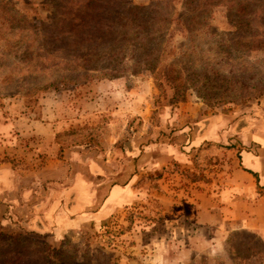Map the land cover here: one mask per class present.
<instances>
[{
	"label": "rangeland",
	"instance_id": "374dc122",
	"mask_svg": "<svg viewBox=\"0 0 264 264\" xmlns=\"http://www.w3.org/2000/svg\"><path fill=\"white\" fill-rule=\"evenodd\" d=\"M105 1L117 2L112 13L123 14L127 4L147 5L156 0ZM159 1L168 5L171 18L194 17L188 33L175 23L164 31L169 60L175 59L177 68L188 61L190 72L199 74L201 69L206 73V78L193 85L185 83L181 97H174L167 84L158 86L144 62L134 64L133 45L119 50L107 39L83 41L82 29L75 25L83 15L88 14L85 20L92 19L91 11L84 8L88 0H0V123L18 121L14 132L0 131V144L8 147L0 149V165L12 166L30 187L25 189L41 196L51 187L35 184L36 174L47 164L48 147L57 144V158H72L76 152L85 159L99 156L97 173L108 185L118 176L113 172L128 167L132 175L140 174L135 186L145 194L101 221L61 236L18 225L8 207L0 213V264H264V238L246 229L224 234L219 241L210 239L204 246L194 245L198 241L193 238L189 243L194 246L187 245L194 254L186 258L181 253L183 245L172 242L171 236L177 233L170 225L164 229L170 238H156L163 231L161 225L191 212L193 203L188 198L196 199L195 194L186 193L203 189L206 148H198L189 157L191 168L170 162L146 169L145 161L142 166L139 161L146 146L160 139L187 146L191 131H177L200 126L206 116L224 114L228 125L264 118V94L243 100L231 95L234 99L222 101L219 96L225 86L219 89L220 82L213 77L216 71L247 75V84L264 79L261 50L227 46L228 33L234 31L229 10L236 13L228 2L242 3L239 8L248 4L252 10L260 2L200 0L205 7L197 9L198 0ZM110 14L105 11L103 17L109 19ZM199 15L206 20L203 29L196 23ZM86 52L93 56L89 63L80 55ZM114 52L119 53L111 59L108 55ZM114 66L115 71H110ZM84 73L88 76H80ZM192 107L196 112H190ZM222 110L233 112H218ZM128 151L126 162L121 156H128ZM189 152L184 150L185 157ZM32 169L35 175L27 172Z\"/></svg>",
	"mask_w": 264,
	"mask_h": 264
},
{
	"label": "crops",
	"instance_id": "0c3cea01",
	"mask_svg": "<svg viewBox=\"0 0 264 264\" xmlns=\"http://www.w3.org/2000/svg\"><path fill=\"white\" fill-rule=\"evenodd\" d=\"M190 112H196V108L192 107ZM5 121L0 123V131L14 132L18 121ZM189 130L192 135L187 146H174L160 139V142L146 146L147 149L139 158L141 166L145 161L146 169L152 165L154 169L161 168L170 162L191 168L193 164L189 157L198 148H206V179L202 181L203 189H190L186 193L191 196L195 194L196 199L188 198L193 203L190 205L191 212L176 215L170 224L161 225L163 231L156 233V238L161 236V241L170 238L164 234V229L170 225L177 233L171 236L175 238L172 242L183 245V258L188 257L189 253L190 257L194 254V250L187 245L189 241L193 243V238L198 241L194 244L197 247L206 245L210 239L218 238L219 241V237L224 234L243 229L264 238V118H249L245 123L236 121L228 125L224 114L219 113L206 116L205 123L200 126H187L177 133ZM50 142L48 139V144ZM5 147L4 142L0 144L1 151L8 149ZM9 149L13 150L12 144ZM186 149L190 151L188 157H185ZM47 150L50 151L47 164L39 171V176L36 174L38 180L34 181L41 187L43 184H46V188L49 185L51 187L41 196L40 192L34 190L33 193L25 189L29 186L24 185L12 166L0 165V213L9 207L12 219L17 220L18 225L21 223L33 230L49 231L61 236L67 231L91 226L93 221H101L116 209L136 199L141 200L145 195L142 194L143 188L135 186L140 174L132 175L128 167L113 172L118 176L108 185L107 179L104 181L97 173L101 160L99 156L85 159L81 152H76L72 158H57V144H51ZM130 154L128 151V156L122 153L121 157L127 162ZM27 172L33 175L37 173L35 169ZM23 210L19 218V212ZM174 223L177 226H173Z\"/></svg>",
	"mask_w": 264,
	"mask_h": 264
},
{
	"label": "trees",
	"instance_id": "16d2710c",
	"mask_svg": "<svg viewBox=\"0 0 264 264\" xmlns=\"http://www.w3.org/2000/svg\"><path fill=\"white\" fill-rule=\"evenodd\" d=\"M256 1L260 2L256 10H252V7L248 4L239 8L238 6L242 3L230 4L228 2L229 9L236 10V13L229 10L228 14L229 23L234 29V31L228 33L230 35L227 40L228 47L261 50L264 53V2L262 0ZM88 2L89 4H86L84 8L87 12L91 11L92 17L89 18L92 19L85 20L88 14L83 15L78 24L75 25L82 29L81 34L85 43L107 39L113 45L120 47L119 50H122L125 44L133 45L134 54H136L134 64L144 62V69L152 74L156 84L158 86L169 85L174 90V97L183 95L186 87L185 83L193 85V83L199 82L200 79L206 78L204 70L199 69V74L190 72L188 61L183 62L182 67L177 68V61L175 59L170 61L166 54L169 51L167 38L164 39L165 32L168 31L166 27L175 23L180 25L184 32L188 33L192 23H194V17L192 19L187 16L171 18L170 12H167L168 5L159 0L147 5L127 4L123 14L112 13L118 5L117 2H106L105 0H88ZM195 7L199 9L205 6L198 0ZM81 10L83 12V7ZM105 11L109 14L112 13L110 14L111 18L106 19L103 17ZM199 16L201 20L196 23L198 28L203 29L206 27V20L202 15ZM73 20H70V22ZM86 47L89 50L93 49L90 45ZM118 53L114 52L108 56L113 59L114 56L117 57ZM80 55L86 63H89L93 58L90 52ZM89 67L95 66L90 64ZM115 69L114 66L109 70L115 71ZM102 74L109 75L108 72ZM80 76L86 77L88 74L84 73ZM182 77L185 79L183 82H181ZM213 77L218 78L220 82L219 89L225 86L221 96H219V99H223L222 101L234 99L231 98V95H237L241 97L240 100H243L254 94H257V96L264 94V79H260L257 84H247L245 81L247 75L242 73L218 74L216 71L213 72ZM242 86L248 88H242ZM195 87H198L197 84H195ZM224 94L226 95L225 98L222 96Z\"/></svg>",
	"mask_w": 264,
	"mask_h": 264
}]
</instances>
